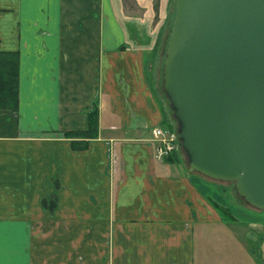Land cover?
<instances>
[{"label":"crops","instance_id":"crops-1","mask_svg":"<svg viewBox=\"0 0 264 264\" xmlns=\"http://www.w3.org/2000/svg\"><path fill=\"white\" fill-rule=\"evenodd\" d=\"M152 1L0 0V264H264V210L157 158Z\"/></svg>","mask_w":264,"mask_h":264},{"label":"water","instance_id":"water-1","mask_svg":"<svg viewBox=\"0 0 264 264\" xmlns=\"http://www.w3.org/2000/svg\"><path fill=\"white\" fill-rule=\"evenodd\" d=\"M162 90L190 172L264 210V0H175Z\"/></svg>","mask_w":264,"mask_h":264},{"label":"rangeland","instance_id":"rangeland-1","mask_svg":"<svg viewBox=\"0 0 264 264\" xmlns=\"http://www.w3.org/2000/svg\"><path fill=\"white\" fill-rule=\"evenodd\" d=\"M150 6H151V11L147 14L146 17H143V18L155 20V23L159 22V27H160L159 35H160V38H162L163 42L158 51L159 57H158V62L156 63L155 71H156V78H157L158 84L160 85V88L162 91V95L165 99L168 109L170 110L168 99L166 98L162 90V67H163V61L165 57L167 41H168V38L171 32V27H172L171 21L174 16V12H175V0H153L152 3H150ZM169 116L171 120L169 119V121L164 127L170 131L177 132L176 130L177 124L174 118L172 117V114H170ZM176 153L178 154L179 162L182 164V166H184L186 170H189L187 158L183 150L181 149V147L179 148L178 151H176ZM190 173L203 176L197 172H190ZM203 177L206 180L210 182L212 181L215 183V186H216L215 188L218 189L219 195L223 197H229V198H237V199L239 198L238 199L239 201L244 202L236 193L235 188H234V183L225 182V181H217V180L210 179L206 176H203Z\"/></svg>","mask_w":264,"mask_h":264},{"label":"trees","instance_id":"trees-1","mask_svg":"<svg viewBox=\"0 0 264 264\" xmlns=\"http://www.w3.org/2000/svg\"><path fill=\"white\" fill-rule=\"evenodd\" d=\"M173 19V18H172ZM19 104V57L16 52H0V109L17 110ZM167 124V123H166ZM92 125V124H91ZM68 132L70 137H86L92 132ZM85 142V141H84ZM179 159L175 152L166 160Z\"/></svg>","mask_w":264,"mask_h":264},{"label":"built area","instance_id":"built-area-1","mask_svg":"<svg viewBox=\"0 0 264 264\" xmlns=\"http://www.w3.org/2000/svg\"><path fill=\"white\" fill-rule=\"evenodd\" d=\"M153 135L158 142L157 158L162 161L179 150L180 143L176 131H170L164 126L153 129Z\"/></svg>","mask_w":264,"mask_h":264}]
</instances>
